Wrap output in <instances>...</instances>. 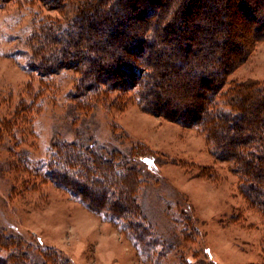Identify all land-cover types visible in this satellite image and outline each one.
I'll use <instances>...</instances> for the list:
<instances>
[{"label": "rangeland", "instance_id": "1", "mask_svg": "<svg viewBox=\"0 0 264 264\" xmlns=\"http://www.w3.org/2000/svg\"><path fill=\"white\" fill-rule=\"evenodd\" d=\"M120 12V19L129 17L127 10ZM58 17L39 0H0V264L19 259L55 264L53 257L65 260L56 264H264V215L247 204L239 176L230 163L216 160L198 127L145 111L134 87L118 85L125 78L114 74L118 66L105 75L114 87L103 85V74L97 79L100 91L91 81L87 85L92 89L83 93L70 66L45 71L31 62L38 52L39 38L32 37L35 22ZM101 18L114 25L118 21ZM201 22L207 19L199 16L191 24ZM253 28L246 30L254 33ZM106 32L95 31L110 45L128 46V38L107 36L106 41ZM92 53H82L76 62L89 63ZM158 61L154 65L159 68ZM227 79L264 82V40ZM161 81H170L173 88L185 83L179 75ZM162 98L151 100L157 107ZM59 143L65 152L73 146L78 157L75 162L69 155L59 157L61 168L55 170L62 173L54 174L47 169L58 161L51 153ZM101 159L115 166V189H135L156 245L146 248L154 243L151 232L139 242L135 232L142 229H122L110 219L107 204L97 211L89 206L90 196L96 204L107 201L86 179L88 174L95 184L105 179L98 168ZM145 159L151 161L148 167ZM206 167H213L212 178L198 176Z\"/></svg>", "mask_w": 264, "mask_h": 264}, {"label": "trees", "instance_id": "2", "mask_svg": "<svg viewBox=\"0 0 264 264\" xmlns=\"http://www.w3.org/2000/svg\"><path fill=\"white\" fill-rule=\"evenodd\" d=\"M39 2L48 12L56 11L59 17L35 22L32 37L34 40L39 38L38 52L31 62L40 63L43 67L38 66L35 71L39 68L45 71L44 68L62 70L70 66L69 69H75L74 73L78 75L80 91L85 93L88 88L92 89V86L87 85L91 81L96 84L94 90L100 91V84L97 83L99 75L109 77L111 67L118 66L114 74L125 77L118 85L122 89L134 87L138 102L145 111L185 127L200 129L216 160L230 163L233 172L239 176V191L244 200L264 215V82L251 80L228 83L227 79L248 58L254 45L264 40V0ZM121 10H127L129 17L120 19ZM199 16H204L207 22L191 24ZM101 17L111 20L116 18L118 21L114 25L110 20L102 22ZM120 23L124 26L120 27ZM247 26H254V33L250 30L247 32ZM98 28L107 31L106 41L109 40L107 36L128 38V46L106 43L101 39L102 36L95 33ZM220 31L224 34L212 40L211 37ZM107 49H110V55L101 53ZM86 52H93L89 55V63L76 62ZM161 55L164 61L159 65L158 58ZM155 60L159 68L154 65ZM141 68L145 69L144 79L139 75ZM95 73L97 78L92 79ZM170 75L173 78L184 76L185 83L173 88L170 81H161ZM107 76L103 78V85L114 87L115 82L110 81V78L107 80ZM227 84L228 89L225 90ZM184 87L188 89L186 95ZM160 95L163 98L156 107L151 98L155 100ZM183 98L188 101H181ZM65 150L63 144H56L51 156L58 158L56 162L59 165L51 163L48 169L42 166L44 170L53 169L51 173H59L55 169L61 168L59 157L63 155L72 156L73 161L77 159V151L73 146H68L67 152ZM106 161L101 159L98 162L100 172L106 175L104 180L95 184L90 174L86 175V179L90 182L87 183L88 187L100 189L101 196L107 201L96 204L97 201L90 196L91 202L88 204L96 211L107 204L110 219L121 224L122 229H142L143 232H135V239L143 242L142 239L151 230L146 227L148 219L136 202L135 189H115L118 184L115 183V186L112 181L116 177L115 166ZM150 162V159L142 161L147 167ZM92 163L97 165L94 161ZM253 168L258 171L252 172ZM47 170L44 172L47 173ZM68 171H72L70 167ZM213 175V167H206L200 169L198 176L212 178ZM140 177L135 179L134 186L137 187ZM108 179L112 180L107 183ZM149 235L151 239L154 238V243L149 241L146 248L159 243L154 232ZM22 259L29 258L25 256ZM52 262L64 263L65 260L53 257ZM15 264L23 263L19 259Z\"/></svg>", "mask_w": 264, "mask_h": 264}]
</instances>
